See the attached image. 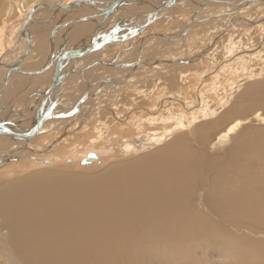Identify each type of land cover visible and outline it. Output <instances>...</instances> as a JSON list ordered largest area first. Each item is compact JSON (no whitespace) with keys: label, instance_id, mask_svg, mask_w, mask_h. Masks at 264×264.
Listing matches in <instances>:
<instances>
[{"label":"bare ground","instance_id":"6f19581e","mask_svg":"<svg viewBox=\"0 0 264 264\" xmlns=\"http://www.w3.org/2000/svg\"><path fill=\"white\" fill-rule=\"evenodd\" d=\"M23 1L24 0H19L20 7L23 6ZM39 1H43L50 5L56 2V0ZM39 1L36 0L32 8H34ZM66 3L67 2L64 4ZM9 5L10 4H8V6ZM186 5H188V2L180 4L177 6L178 8L167 9L161 13V16L163 18L164 12L172 13L173 10L175 13L180 10L187 13L191 12L189 6ZM142 6H148L152 11L157 8V5L153 3L141 6L135 5L134 7L138 9ZM227 7L224 9L222 8L218 13V18L224 16L222 19H225V21L222 22L225 24L223 26L219 25L221 27L219 29L223 31L222 35L220 32L221 36L233 33L231 29L232 25L235 24V16H237L241 22L248 23V26L252 22L261 23L260 21H264V17L262 19L259 18L260 20L258 21L244 18L243 13L245 15V11H247L245 8V10L242 9L236 12L237 8L230 9ZM32 8L26 9L25 16L20 18L17 23L4 21L0 27V58L7 50L13 47L14 42L17 40V35L21 30V22L27 18ZM247 9H249V7ZM127 11L123 10V12L120 13L123 14V18L130 17ZM50 15V10L43 11L39 15V19L43 20ZM212 16L213 15H208L207 18ZM56 21L57 19L52 20L48 25L36 31V39L33 42L34 49L31 54L33 60L36 61L35 66L48 55L49 34L54 28L53 26ZM139 21L140 20L136 19L134 23H139ZM8 23L12 25H8L7 27ZM93 23L94 22L88 23V25L84 27V24L70 26L65 32L67 34V39L65 41L71 39L73 44H75L74 42L76 39L80 38V36L83 37L84 35L88 37V33L92 34L97 27L95 25L96 22L95 24ZM236 23L238 24V22ZM117 25H115V28ZM236 26L233 27L236 28ZM261 31L262 30H260V32ZM62 32L63 31L60 32L57 38V50L63 42V39H61V36L63 37V34H61ZM86 32L87 34H85ZM168 34L170 36V33ZM220 35L213 41L209 39L210 45L197 53L195 58L198 57L203 59L209 54L208 52L210 50H214L213 48L217 45L218 41L222 40ZM44 36H48L45 41L42 40ZM89 37H91V35ZM155 38L159 40V37H152L149 38V40H154ZM171 39L173 41L170 43L176 45L175 42L177 38L172 37ZM240 39L238 40L241 41ZM262 40L264 39L262 38ZM236 46L237 45H235V47ZM218 47L221 49L220 46ZM217 48L216 50H218ZM224 50H227V48H224ZM233 50L235 51L234 48ZM214 51H212V53H216ZM234 51V56H236V51H238L237 55L239 57L236 56L235 58L242 68L240 66V68H235L239 69V71H237L241 75L242 72L248 70V61L247 63L245 62L246 59L250 60L252 57L249 59L246 58V56H250L253 51H240L237 49L235 52ZM42 53H44V56L42 55L43 57L38 59V54ZM221 54H219L220 57H222ZM262 54L261 52V54L257 55L261 56ZM209 55L213 56L215 54ZM243 59L245 62L242 63L241 61ZM207 61L208 60H206V62ZM29 62L31 63L32 60H29ZM153 63V66L156 65V62ZM227 63L230 65L231 62L229 63V61H227ZM227 63L223 64L227 65ZM213 64L210 66H213ZM207 66L204 68H207ZM108 67L109 66L105 68L107 69ZM219 67H216L217 70ZM249 67L251 69V66ZM254 67L256 68V66H252L253 70ZM257 67L259 68V66ZM212 70L213 69L210 71ZM163 71L162 69L158 70L160 74L163 73ZM222 71L223 70H221V72ZM229 71H227V73ZM207 72L209 73V71ZM106 73L107 72H105V74ZM210 74L208 76H210ZM255 74H257L256 71ZM259 74H261V72ZM259 74L257 75L259 76ZM186 75L183 74V77ZM47 76L48 74L43 75L39 80H45ZM51 76H53V73ZM241 76V78H244V75ZM183 77L181 76V78ZM240 77H238V75L236 76L237 79ZM252 77L251 80L246 78L251 81V83L244 84V82H242L239 84L240 86H238L240 89L244 88V90L240 92L241 104L238 101L240 105L233 106L227 110L222 117L212 120V117L217 114V109L209 108L210 106H208L207 102H211L208 101L210 96L201 95L202 91H200L201 94L196 93L197 96L194 102H192V99L191 102L186 103L178 94H173L168 97L162 96L163 98L161 95L156 94L155 97L159 100L156 102L157 105L154 108L150 109L145 104L138 105V103L147 99L148 95L146 94L147 92H142V90L141 92L134 90V87H137L138 83L133 82L134 79L132 74H130V76L126 78L128 80L126 83L128 84L125 85V87H131L134 92L136 91L137 94L135 96L137 98H134V101L136 103L139 99L140 101L137 104L134 103V105L132 103L131 105L133 106L131 107L129 104L128 106L124 104L127 109L124 115L119 109L120 106L117 107L118 104H113L114 106L112 108L103 106L107 111L111 110V116L115 117L117 120L115 123L118 122V124L122 126L123 129L121 130L124 131L126 135L129 133L125 138L122 137V134L119 136L115 135L116 131L113 134V127L116 126H108L107 122L110 120H107L106 124H104V120H100L92 123L97 126L92 130L97 136H93L89 140L87 134V132L91 130L89 127V117L98 109V103L107 99V97L103 98L101 94L95 95L91 89L89 93L88 88V95L92 93H94V95L90 97L88 102L81 105L78 110H75V106L82 99V94L80 97H77V99L74 98L75 100L69 102L66 108L64 106V110L60 109L63 113L61 116L63 119H67V124L70 126L69 130L73 127L80 126L81 131H83V133H79L80 136L82 138L83 136L88 137L87 139L84 137L85 139L83 140L81 138V141L87 142V144L85 143L86 145L81 142L82 144L78 143L74 145L75 147L73 149L71 147L68 148L69 154H65L64 157L62 156L63 158L60 159V161L65 160V164L69 160L74 163L76 159L79 164L83 158L87 157V154L81 159L79 155L76 154L78 150H82V147L85 146L90 147L91 144L96 145V143L98 147V142L102 144L105 141L104 144H109L112 150L109 151L110 153L108 156L115 153L112 159L116 157L119 158L117 155L118 153L114 151L116 147L119 154L124 157L123 159H126L128 157L127 155L136 154L137 152L140 153L141 150L144 151L148 149L150 146L145 143H163V141L168 138L169 143L151 153H148V151L145 155L139 156V158L127 159V161H109L108 164L105 163L107 165L104 168H100L99 171L95 173L82 174L64 170L73 169L74 171L76 170L74 168L78 166L74 168H70L69 166V168L62 169L56 167V169L52 170L45 169L32 172L15 181L3 182L2 185H0V264H264V128H255L254 125V127L252 125L250 127L248 124H246L247 126H243L245 122H252L250 119H253L257 123L254 124L257 126L258 123L259 125L264 124V80L256 81V77ZM98 80L100 81V78H98ZM220 80L222 82V78ZM20 81L24 82L25 79L22 78L18 81L19 83L17 82L16 84L14 82L13 86H18V84L21 83ZM88 81L91 83L90 81H92V79ZM103 81L106 82L105 80ZM221 82L217 80L216 83L218 84ZM68 83L71 84V82ZM104 84L106 85V83ZM182 84L183 83H181V85ZM230 84L235 87V84ZM158 85L159 84H157V86ZM205 85L207 86L206 83ZM50 86H48V88ZM205 88H203V90ZM223 88L225 89V87ZM231 88H229V91ZM63 89L65 88L63 87ZM232 89L235 90L234 88ZM18 91L20 93L19 95L23 94V90L19 89ZM133 91H129L126 94H131ZM217 91V89L214 90V92ZM227 91L228 90H226V93ZM237 91L238 90H236V92ZM166 92H168V90ZM207 92L209 93V91ZM234 92L235 91H233V93ZM226 93L223 91V94ZM238 93L239 92H237V94ZM232 95L236 96V93ZM226 96L228 95L226 94ZM187 97L189 96L187 95ZM223 97H225V95ZM230 97L232 96L230 95ZM27 99L26 97L24 102L27 101ZM187 99L190 100L191 98ZM123 100L124 99H122V101ZM103 103L102 105H105L106 102ZM60 105H62V103ZM45 107L43 113L45 112ZM100 108H102V106ZM100 108L99 110L101 111ZM57 110L58 106L57 109L54 110L55 113L59 112V110ZM65 111L67 113H65ZM103 112L101 111L100 114ZM95 114L92 115L93 118L97 116ZM126 115L129 116L122 119ZM11 116L16 117L15 115ZM107 116L108 115L105 117ZM80 117H82L81 120H77L73 122V124H70L72 119ZM101 117L102 119L104 118V116ZM204 117L207 121L199 122ZM0 118L11 124V127L7 128H13L15 130H21V126L32 129L35 125V123H27L21 116L19 120L17 118L8 119L6 114L3 116L1 115ZM32 118H35L34 114ZM110 119H112V117ZM209 119L211 121H209ZM27 120H29V118H27ZM53 122L54 120L45 124L43 128L44 133L47 132L48 135L53 134L51 130ZM228 122L230 123L225 126ZM110 123L111 122H109V124ZM112 125L115 124L113 123ZM153 126H157V128H153ZM241 127L243 129L239 132ZM88 128L90 129L89 131ZM116 129L117 127L115 130ZM156 129H161L160 133H152V131ZM66 130L67 128H65L66 134L69 133ZM65 132L63 133L65 134ZM92 132L90 133L92 134ZM178 133L180 134L178 135ZM53 135H55V137H49L48 140L43 138V140H41L42 142L40 141L43 144L39 145L36 150L40 149L42 151L51 152L50 154L52 157L55 146L69 139L67 137L65 139L64 137H57L58 135L56 134ZM41 136L40 134L39 137ZM109 136H114L115 138L108 140ZM1 137L3 136L1 135L0 139ZM170 137H174L171 142ZM102 140L104 141L102 142ZM33 141L31 143H33ZM9 143V148L13 147L12 150L24 148L22 146L23 143L14 141H9ZM137 144L140 145L138 146ZM103 147L107 148L106 145ZM2 149L0 150V156H8L5 162L1 164L2 167H5L6 164L15 160L16 157L11 156V154H9L10 151L6 150L5 146ZM102 150L103 149L100 150L95 148V150L92 151L99 154V159H103L102 156H105V151ZM21 151L23 153L20 152V156L17 157L18 160L26 156L27 152H34L32 151V144L30 143L26 146L24 151ZM28 155L26 157L31 163L34 161L38 164V162L41 161L45 164L44 160H49L51 162V160L48 159L51 157L43 158V156L45 157L43 154H39L40 156ZM48 155L46 154V156ZM1 157L0 160L2 159ZM91 161L93 163L90 166L97 164V162L94 163L93 160ZM29 164H27L26 167L23 165L24 168L21 166L22 169L25 171L30 170ZM95 166L97 167L98 164ZM77 169L80 170L82 168L78 167ZM2 172L7 171L5 170ZM8 176L6 177L8 178Z\"/></svg>","mask_w":264,"mask_h":264},{"label":"rangeland","instance_id":"374dc122","mask_svg":"<svg viewBox=\"0 0 264 264\" xmlns=\"http://www.w3.org/2000/svg\"><path fill=\"white\" fill-rule=\"evenodd\" d=\"M39 1V0H38ZM47 1H50V0H47ZM229 1H231V0H229ZM36 2V0H24L23 1V6L22 7H20V5H19V0H0V18H2L3 20H1L0 21V27L2 26V24L4 23V21L5 22H9V23H11V22H13V23H17L18 21H19V19L20 18H23L24 16H25V12H26V9H28V8H32V5L34 4ZM183 3H186V2H183ZM8 4H10L9 6H8ZM258 5V6H257ZM8 6V7H7ZM186 6H189V10L191 11V12H189V13H186V12H181V11H177V13H175V11H173L172 13H170V12H164L163 13V16L165 17H163V19H161L160 21H158L157 22V26L156 27H153V26H151V27H149V28H147V30L145 31L146 33H150V32H156V33H158V34H160V33H165V34H167L168 35V33H170V32H168V33H166L168 30L170 31V30H173V31H176V30H178V32H171L170 33V36L171 37H173V38H176V36H177V34L180 32V31H182L184 28H185V23L186 22H188L192 17H193V13L198 9V7L199 6H194V5H192V4H190V3H188V5H186ZM217 6V7H216ZM9 7H12V8H9ZM24 7V8H23ZM133 8H130L128 11L127 10H125V11H127L128 12V14L130 15V17H132V16H138V15H140V14H142V13H148V12H150V11H152V9L150 8V7H148V6H142L141 8L139 7L138 9H136L134 6H132ZM227 6H222V5H208V6H204L203 8H202V10H201V18L199 19V20H201V22H197L196 23V29L194 28L193 30H190V32L188 33V34H186L184 37H182V38H178V41H176L175 43H176V45H172L173 43H170V42H168V43H170V45H168L167 44V41H165V40H161V37L159 38V42L160 41H162V43H164V45H166L167 46V48H164V50L162 49V48H160V52H159V54H160V61H156L155 59H152L149 63H151V64H149L146 68H145V70L143 71V76L141 77V79H143V84H137V87H134V90H137V92H141V90H142V92H147L146 94L148 95V98L147 99H145L144 101H142L141 103H138L139 101H140V99H139V101L137 102L138 103V105H146L147 107H149L150 109H152V108H154L156 105H157V103L156 102H158V100H157V98L155 97V95L156 94H158V95H161V97L163 96V97H165V96H170V95H173V94H178L180 97H182V99L186 102V103H188V102H191V100H192V102H194L195 101V97L197 96V94L196 93H198V94H201V92L200 91H202V94L201 95H203V96H210L209 98H208V101H211V102H207L208 103V106H210L209 108H211V109H217V111H216V115H214V117H212V120H215V119H219L220 117H222L224 114H225V112L227 111V110H229L230 108H232L233 106H237V105H240L241 104V102H242V100H241V98H240V96H241V94H240V92H242V90H244V88L243 89H240L238 86H240L239 84L240 83H242V82H244V84L245 83H251V81H249V80H251V77L253 76H255L254 78H255V80L256 81H263L264 80V76H263V74H264V40H262V38L264 39V21H260L261 23H254V22H252L251 24H249V26L247 25L248 23H245V22H241V20L237 17V16H235V18L237 19H235L234 18V21H235V24L237 25H232V31L231 32H233L232 34L231 33H229V34H227L226 36H221L222 35V33H223V31L221 30V29H219V28H221L220 26H223L225 23H222V22H224L225 21V19L223 20L222 19V17H224V16H221V17H215V18H213V19H207V16L208 15H213L214 13L215 14H218L221 10H222V8L224 9V8H226ZM23 8V9H22ZM145 8V9H144ZM178 8V7H177ZM227 8H232V9H234V8H238L236 5H231V6H228ZM174 9V8H173ZM184 9V8H183ZM247 11H245L246 13H245V15H244V13H243V17L244 18H247V19H252L253 21H258V20H260V19H262L263 17H264V15H262V14H264L263 12H264V2H257V3H255V4H250L249 5V9H247V8H245ZM245 9H243V10H245ZM136 10H138V11H136ZM256 10H257V12H256ZM132 11V12H131ZM143 11V12H142ZM192 11H194V12H192ZM251 12V13H250ZM258 13V14H257ZM261 13V14H260ZM134 14V15H133ZM187 14V15H186ZM121 15H123V14H119V15H117V16H115L114 18H113V21L115 22V23H113V21H112V23H113V25L115 26V25H117V24H119V23H121V20H123V19H120V18H116V17H121ZM232 15H234V14H232ZM258 16V17H257ZM256 17V18H255ZM204 18H206V20L205 21H203L202 22V20L204 19ZM260 18V19H259ZM17 19V20H16ZM223 21H222V20ZM213 20V21H212ZM239 20V21H238ZM119 21V22H118ZM208 21V22H207ZM211 21V22H210ZM213 22V23H212ZM214 22H215V24H214ZM236 22H238V24L236 23ZM7 24V27H8V25H12V24ZM112 23L110 24V27H113L112 26ZM208 23V24H207ZM244 23V24H243ZM220 25V26H219ZM239 25V26H238ZM242 25V26H241ZM210 26H211V28H210ZM213 26H214V28H213ZM233 26H236V28L235 27H233ZM241 26V27H240ZM243 27V28H242ZM256 27V28H255ZM235 28V29H234ZM162 29H164V31H162ZM208 29H209V32H208ZM158 30H160V31H158ZM237 30V31H236ZM260 30H262L261 32H260ZM203 32H205V33H203ZM220 32H221V35H220ZM237 32V33H236ZM240 32V33H239ZM145 33V34H146ZM198 33V34H197ZM260 33H262V34H260ZM77 34H78V32H77ZM85 34H87V32L85 33ZM248 34H250V35H248ZM259 34V35H258ZM193 35V36H192ZM219 35L221 36V38H222V40L221 41H218V43H217V45L213 48L214 50H210L208 53L209 54H215V55H209V54H207V56L205 57V58H195L197 55V53H199L201 50H203V49H205L206 47H208V45H210L209 44V42L210 41H213V40H215V38L217 39V37H219ZM234 35V36H233ZM263 35V36H262ZM90 36V34L88 33V37ZM169 36V35H168ZM196 36V37H195ZM213 36H214V38H213ZM236 36V37H235ZM257 36H259V37H257ZM192 38V40H191V38ZM194 37V38H193ZM233 37V38H232ZM254 37V38H253ZM90 38V37H89ZM225 38V39H224ZM241 38V39H240ZM250 38V39H249ZM194 39V40H193ZM210 39V41H208ZM238 39H240L241 41H239ZM186 40V41H185ZM224 40V41H223ZM11 44V43H10ZM228 44V45H227ZM260 44V45H259ZM226 47H225V46ZM234 45V46H233ZM235 45H237L236 47H235ZM244 45H245V47H244ZM258 45V46H257ZM11 46V45H10ZM218 46H220L221 47V49H223V50H221ZM240 46H241V48H240ZM243 46V47H242ZM252 46V47H251ZM257 46V47H256ZM218 47V48H217ZM106 48V47H105ZM216 48L218 49V50H216ZM224 48H227V50H224ZM233 48L235 49V51H236V49L237 50H247V51H253V53L252 54H250V56H246V58H251L250 60H247L246 59V62H245V60L243 61H241L242 63L243 62H245V63H247V61H248V65L249 66H251V69H250V67L248 66V70L247 71H245V72H242L241 73V75H244V78H245V80H244V78H241L242 76L240 75V73L238 72L239 71V69H237V68H242V66H240L237 62H238V60L235 58L236 56L237 57H239L238 55H237V52L238 51H236V56H234L233 55ZM154 50H152L153 52H156V49L155 48H153ZM197 49H199V50H197ZM220 49V50H219ZM233 51H232V50ZM108 50V49H107ZM107 50L106 49H103V51L101 52V54L102 55H106V52H107ZM260 50V51H259ZM212 51H214V52H216V53H212ZM231 53H230V52ZM234 51V52H235ZM239 51V52H240ZM222 54H221V53ZM255 52H256V54H255ZM261 52L263 53L261 56H258L257 54H261ZM119 53V52H118ZM218 53V54H217ZM44 54V53H43ZM150 54V53H149ZM219 54H221V56L222 57H220L219 56ZM101 55V56H102ZM168 55V56H167ZM170 55V56H169ZM229 55V56H228ZM233 55V56H232ZM255 56V57H254ZM166 57V58H165ZM171 57V58H170ZM225 58V59H224ZM234 58V59H233ZM208 60L207 62H206V60ZM211 59V60H210ZM233 59L234 60V62H233V60L231 61V60ZM239 59V58H238ZM162 60H165V61H162ZM219 60V61H218ZM237 60V61H236ZM96 61H100V60H98V59H96ZM223 61V62H222ZM227 61H229V63H230V65L227 63ZM153 62H156V65H158V66H156V65H154L153 66ZM240 62V61H239ZM250 62V63H249ZM153 63V64H152ZM166 63V64H165ZM171 63V64H170ZM214 63V64H213ZM225 63H227V65H224ZM234 63V64H233ZM163 66H162V65ZM165 64V65H164ZM168 64H169V66H168ZM175 66H174V65ZM213 64V66H210V65H212ZM236 64V65H235ZM254 66H256V68L254 67V70H253V68H252V66L253 65ZM171 65V66H170ZM207 66V68H204V67H206ZM219 65H220V67H219ZM222 65V66H221ZM165 66V67H164ZM174 66V67H173ZM219 67V69L217 70V68ZM226 66V67H225ZM240 66V67H239ZM257 66H259V68L257 67ZM213 67V68H212ZM234 69H233V68ZM235 67H237V68H235ZM162 69V70H164L163 71V73H161L160 74V72H158V70H160V69ZM216 70H215V69ZM225 68H227V69H225ZM258 68V69H257ZM155 69V70H154ZM207 69H209V70H207ZM211 69H213L212 71H210ZM225 69V70H224ZM231 69V70H230ZM157 70V71H156ZM209 71V73L207 72V71ZM221 70H223L222 72H221ZM229 71L228 73H227V71ZM238 70V71H237ZM217 71V72H216ZM252 71H254V72H252ZM255 71L257 72V74H259L260 72H261V74H259V76L257 75V74H255ZM162 72V71H161ZM166 74H165V73ZM183 72V73H182ZM248 72V73H247ZM180 73V74H179ZM208 73V74H207ZM211 73V74H210ZM214 73V74H213ZM234 73V74H233ZM246 73H247V75H246ZM249 73H250V75H249ZM120 73H117L116 72V78L117 79H115V80H111V79H107V80H105L106 81V83L108 82L109 84H111L112 85V87L110 86V85H107V86H104L103 87V90H102V92L103 93H95V95H97V94H101V96H103V98L104 97H107V99H104L103 101H101V102H99L98 104H99V106H98V104H97V106H98V109L96 110V114L95 115H97V116H95L94 118L92 117V115H94V114H91V116L89 117V121H90V125H89V127H90V129L88 128V131L89 132H87V134H88V136H83V138L80 136V134L81 133H83V131H81V127L79 126H76L75 128L73 127L72 129H70L69 130V127L70 126H68V124H67V119L65 118V119H63L62 117H57L55 120H54V122H53V126L51 127V130H52V132H53V134H56V135H58L57 137H64V139L67 137V138H69V139H67L66 141H63L62 143H59L58 145H56L55 146V148L53 149V152L52 153H54L53 155H52V157H51V152H46V151H42V150H40V149H37L36 150V148L39 146V145H42L43 143H41L42 141L41 140H43V138H45V139H47L48 140V138L49 137H52V138H54L55 137V135H53V134H51V135H48V133L47 132H45L44 133V131L41 133V135L42 136H44V137H39L38 136V138L37 139H35L34 141H33V143H30V144H32V151H34V150H36V151H34V152H27L26 154L28 155V154H30V155H28V156H33V155H38V156H40L39 154H43V155H45V157L43 156V158H46V157H51V158H48V159H50L51 160V162L49 163V164H43L41 161L40 162H38V164H37V162L35 163L34 161H32V163H31V161L26 157V156H24V157H21L19 160H14V161H12V162H10L9 164H6V166L4 167H2L1 166V164H0V170H2V171H7V172H2V171H0V185H2V183L3 182H7V181H12V180H18V179H20V178H23L24 176H26V175H28V174H30V173H32V172H37L38 170L40 171V170H45V169H50V170H52V169H56V167H59L58 169H62V168H69V166H70V168H74V167H80V168H82V169H77V168H74V169H76V170H74L73 171V169H70V170H68V169H64V170H66V171H69V172H79V173H82V174H87V173H95V172H97V171H99V169L100 168H104L108 163H109V161H127V159H133V158H139V156L141 157V156H143V154L145 155V153H147L148 151V153H151V152H153V151H156L157 149H159V148H161V147H163V145H165V144H167V143H169V138L167 139V140H165V141H163V143H158V142H151V144L153 145H151V144H147V143H145L146 145H148V146H150L148 149H145L144 151L143 150H141L140 151V153H136V154H132V155H127L128 157L126 158V159H123L124 157L121 155V154H119V151L118 150H116V148H114V151L115 152H117L116 154L119 156V158H114V159H112L113 158V154H115V153H113V154H111V155H109L108 156V154L110 153L109 151L110 150H112V149H110V147H109V144H104V140H102V144L101 143H99L98 142V147L96 146L97 145V143H96V145L95 144H91L90 145V147L89 146H85V147H82V150L80 149V151L78 150V152L76 153L77 155H79V157L82 159L86 154H88V153H91V151L92 150H95V148L96 149H103L102 151H105V153H104V155L105 156H102L103 157V159H99V163L97 162V164H98V166L96 167L95 165H97V164H95V165H92V166H88V167H83V166H81L80 165V163L78 164V160L76 159V161H74V163L72 164V165H68L67 163L65 164V160H62V161H60V159H62L63 157H64V155L65 154H69L68 153V151H69V149L68 148H74L75 146L74 145H77L78 143H86L87 144V142H85V141H81V138H82V140L83 139H87V137H88V139L90 140L91 139V137H93V136H97V134H94V132H92V130L93 129H95L97 126L96 125H93L92 123L93 122H96V121H100V120H104V124H106V122H107V120H110L109 122H111L110 124H109V122H107V125L109 126H116L117 127V129L115 130V128L116 127H113L114 129H113V134H114V132H115V135H117V136H119V135H121L122 134V137L123 138H125L127 135H126V133L124 132V131H122L121 129H123L122 128V126L121 125H119L118 124V122L117 123H115L117 120L115 119V117H113V116H111L112 114H111V110H108L107 111V109H105L103 106H107V107H109V108H112L114 105H117L118 104V106L117 107H119V109L121 110V112H123V115L126 113V107L124 106V104H126V106H128V104H129V106L131 107V106H133L134 105V103H136L135 101H134V98H137L135 95L137 94V92L135 93L134 91H133V89L131 88V87H128L129 88V91L131 92V91H133L131 94H126V93H128L129 91H127L126 93H122L123 91H121V87L123 88V90L125 89L124 87H125V85H127L128 83H126V82H128V80L126 79V78H128V76H130V74H132V77H133V75H134V73L132 72V71H129L126 75H125V77H121L120 75H119ZM182 74V75H181ZM183 74L184 75H186L185 77H183ZM189 74V75H188ZM210 74V76H208ZM227 74V75H226ZM236 74V75H235ZM46 75V74H45ZM172 75V76H171ZM191 75V76H190ZM238 75V77H240L239 79H237L236 78V76ZM240 75V76H239ZM167 76H168V78H167ZM181 76L183 77V78H181ZM220 76V77H219ZM263 76V77H262ZM161 77V78H160ZM207 77V78H206ZM250 77V78H249ZM252 77V78H253ZM180 78H181V81H180ZM195 78V79H194ZM222 78V82L224 83H222L221 82V79ZM225 78V79H224ZM246 78H248V79H246ZM260 78V79H259ZM129 79H130V77H129ZM134 79V78H133ZM178 79V80H177ZM183 79V80H182ZM185 79V80H184ZM202 79V80H201ZM243 79V80H242ZM44 79H42V81H43ZM46 80V79H45ZM190 81V82H187V81ZM205 80H206V82H205ZM217 80H218V82H221V83H216L217 82ZM220 80V81H219ZM228 80V81H227ZM234 80V81H233ZM241 80V81H240ZM112 81H114V82H112ZM117 81H119L118 83H117ZM121 81H123V83L121 82ZM216 81V82H215ZM237 81V82H236ZM112 82V83H111ZM121 82V83H120ZM133 82H136V80L134 79V81ZM202 82H203V84H202ZM215 82V83H214ZM228 82H230V83H232V84H235V87H234V85H231L230 83H228ZM136 83H138V82H136ZM181 83H183L182 85H181ZM184 83H185V85H184ZM196 83V84H195ZM205 83L207 84V86L205 85ZM237 83H238V85H237ZM116 84V85H115ZM157 84H159L158 86H157ZM161 84V85H160ZM199 84V85H198ZM228 84V85H227ZM165 85V86H164ZM232 87V88H234L235 90H233L230 86ZM109 86V87H108ZM134 86H136V85H134ZM156 86V87H155ZM206 88H205V87ZM107 87H108V89H110V90H108L107 89ZM139 87V88H138ZM155 87V88H154ZM200 87V88H199ZM214 87V88H213ZM216 87V88H215ZM218 87V88H217ZM222 87V88H221ZM223 87H225V89L226 90H228L227 91V93H226V90L223 88ZM238 87V88H237ZM165 88V89H164ZM198 88V89H197ZM203 88H205L204 90H203ZM229 88H231V90L229 91ZM113 89V91H111ZM140 89V90H139ZM215 89H217L218 91L217 92H214V90ZM220 89H221V91H220ZM26 90H30V89H26ZM154 90V91H153ZM168 90V92H166ZM199 90V91H198ZM225 91V93L229 96H226V94H223V91ZM236 90H238L237 92H239L238 94H237V92H236ZM239 90H241V91H239ZM161 91V92H160ZM207 91H209V93L207 92ZM213 91V92H212ZM233 91H235L234 93H233ZM61 92H62V90H59V94H60V96H59V98L61 97ZM159 92V93H158ZM181 92V93H180ZM220 92V93H219ZM66 93V92H65ZM108 93V94H107ZM166 93H168V94H166ZM180 93V94H179ZM187 93V94H186ZM196 95H195V94ZM212 93V94H211ZM231 93V94H230ZM236 93V96H234V95H232V94H235ZM94 94V93H93ZM126 94V95H125ZM133 94V95H132ZM163 94H165V95H163ZM192 94V95H191ZM218 96H217V95ZM106 95H109V96H106ZM129 95H131V96H129ZM187 95L189 96V97H187ZM225 95V97H223ZM230 95L232 96V97H230ZM111 96V97H110ZM207 96V97H208ZM213 96H215V97H213ZM221 96V97H220ZM234 96V97H233ZM55 97V96H54ZM130 97V98H129ZM152 97H153V99H152ZM162 97V98H163ZM219 97V98H218ZM72 98V97H71ZM111 98V99H110ZM114 98V99H113ZM116 98V99H115ZM161 98V99H162ZM187 98H191L190 100H188ZM230 98H235V99H233V100H235V101H233L232 99H229ZM122 99H124L123 101H122ZM150 99V100H149ZM156 99V100H155ZM160 99V100H161ZM210 99V100H209ZM240 99V100H239ZM107 100V101H106ZM149 100V101H148ZM153 100V101H152ZM224 100V101H223ZM119 101V102H118ZM130 101H132V102H130ZM151 101V102H150ZM219 101V102H218ZM240 102V104H238L239 102ZM25 102H27L26 103V105H27V107H28V109L29 108H32L31 106L32 105H34V103L32 102L31 103V100H30V98H28L27 99V101H25ZM105 103V105H102V103ZM122 102V103H121ZM233 102V103H232ZM59 103V102H58ZM103 103V104H104ZM133 103V105H131ZM136 103V104H137ZM210 103V104H209ZM225 103H226V105H225ZM236 103V104H235ZM61 104V102L59 103V104H57V106H58V110H59V112H56L57 114H60V115H62L63 113H62V110H64L66 107H67V105H69V103L67 104L65 101H64V104H62V105H60ZM72 104V103H71ZM101 104V105H100ZM109 104V105H108ZM114 104V105H113ZM152 104V105H151ZM212 104V105H211ZM214 104V105H213ZM219 106H218V105ZM222 104V105H221ZM229 104V105H228ZM61 106V107H60ZM64 106H65V108H64ZM102 106V108H100ZM124 106V107H123ZM60 107V108H59ZM227 107V108H226ZM99 108L101 109V111L103 112L102 114H100L101 113V111L99 110ZM125 108V109H124ZM37 109V108H36ZM56 109H57V107H56ZM60 109H62V110H60ZM104 109V110H103ZM123 109V110H122ZM57 110V111H58ZM107 111V112H106ZM264 112V111H263ZM35 113H36V111H34V112H29L28 113V115H27V118H29V120H27V119H25L26 120V122L27 123H29V124H33L35 121H34V119L35 118H32V116H33V114L35 115ZM65 113H67L66 111H65ZM93 113V112H92ZM100 115H99V114ZM108 115L107 117H105L106 115ZM23 115V114H22ZM89 115V114H88ZM16 116V115H15ZM101 116H104V118L102 119V117ZM110 116V117H109ZM127 116H129V115H126L125 117H123L122 119H125ZM219 116V117H218ZM20 117V116H19ZM19 117H13L12 116V118H19ZM98 117V118H97ZM112 117V119L114 120H112V119H110ZM21 118H23L22 116H21ZM105 118H106V121H105ZM109 118V119H108ZM214 118V119H213ZM82 119V117H80V118H77V119H72V121H70V124H73V122H75V121H77V120H81ZM93 119H95V120H93ZM112 120V121H111ZM250 120H252V122L250 121V123H247V122H245V124L243 125V126H247L246 124H248L250 127H251V125L253 126H255V128L257 127V128H260V129H263L264 128V124H261V125H259V123H258V126L257 125H255V124H257L253 119H250ZM88 121V122H89ZM204 121H207V120H205V117L204 118H202L199 122H204ZM209 121H211L210 119H209ZM63 122H65V123H63ZM103 122V121H102ZM115 124V125H112L113 123ZM230 122H228V123H226L225 124V126L227 125V124H229ZM255 123V124H254ZM63 124V125H62ZM87 124V123H86ZM27 125V124H26ZM107 125H104V126H107ZM118 125V126H117ZM88 126V125H87ZM120 126V127H119ZM242 126V127H243ZM253 126V127H254ZM261 126H263V127H261ZM93 127V128H92ZM119 127V128H118ZM157 128V126H153V128ZM240 128L241 130H239V132L240 131H242V129L243 128ZM65 128H67V132H69V133H67L66 134V132H65ZM20 129H26V128H24L23 126H21V128ZM50 130V131H51ZM73 130V131H72ZM119 130V131H118ZM19 131H21V130H19ZM19 131H17V132H19ZM117 131H118V133H117ZM160 131H161V129L159 130V129H156L155 131H152V133H156V134H158V133H160ZM63 132H65V134L63 133ZM90 132H92V134L90 133ZM120 132V133H119ZM80 133V134H79ZM181 133V132H180ZM180 133H178V135L180 134ZM197 133H198V131H197ZM64 134V135H63ZM70 135V136H69ZM69 136V137H68ZM77 136V137H76ZM176 136V135H175ZM174 136V137H175ZM56 137V138H57ZM85 137V138H84ZM174 137H170V142L174 139ZM111 138H115L114 136L112 137V136H109V138H108V140L109 139H111ZM46 140V141H47ZM72 140V141H71ZM9 141H13L12 139H10V138H8V137H6V136H3V137H1V139H0V150L2 149V148H4V146H5V149L6 150H8V151H11L12 149H13V147H11V148H9L10 146V143H9ZM41 141V142H40ZM53 141V140H52ZM57 141H59V140H57ZM68 141H69V143H68ZM65 142V143H64ZM165 142V143H164ZM8 143V144H7ZM21 143V142H20ZM68 143V144H67ZM81 143V144H82ZM154 143V144H153ZM18 144V143H17ZM46 144V143H45ZM44 144V145H45ZM85 144V145H86ZM159 144V145H158ZM69 147H68V146ZM71 145V146H70ZM89 145V144H88ZM102 145V146H101ZM107 146V148L106 147H103V146ZM156 145V146H155ZM162 145V146H161ZM24 148H26V144H23L22 145ZM94 146H96V147H94ZM102 147V148H101ZM105 148V149H104ZM154 148V149H153ZM66 149V150H65ZM88 149H90V150H88ZM151 149H153V150H151ZM2 150H4V149H2ZM76 150V149H75ZM86 150V151H85ZM23 151H24V149H23ZM77 151V150H76ZM85 151V152H84ZM87 152V153H86ZM144 152V153H143ZM4 153V152H3ZM2 153V154H3ZM23 153V152H22ZM21 154V153H20ZM46 154L48 155V156H46ZM141 154V155H140ZM15 156V155H14ZM20 155H18V156H15L16 158L17 157H19ZM42 156V155H41ZM63 156V157H62ZM130 156V157H129ZM1 157V156H0ZM59 157V158H58ZM122 158V159H121ZM5 159H3V161H4ZM28 160V161H27ZM30 163V164H29ZM105 163H107V164H105ZM27 164H29V166H30V170H28V171H25V170H23L22 169V167H23V165H24V167H26V165ZM34 164V165H33ZM103 164V165H102ZM46 165V166H45ZM75 165V166H74ZM22 166V167H21ZM23 167V168H24ZM97 169H96V168ZM86 168V169H85ZM22 169V170H21ZM90 169V170H89ZM12 172V173H11ZM10 173V174H9ZM9 176H8V175ZM11 175V176H10ZM4 176V177H3ZM6 176H8V178L6 177ZM4 179H5V181H4Z\"/></svg>","mask_w":264,"mask_h":264},{"label":"water","instance_id":"95a60500","mask_svg":"<svg viewBox=\"0 0 264 264\" xmlns=\"http://www.w3.org/2000/svg\"><path fill=\"white\" fill-rule=\"evenodd\" d=\"M261 1L264 2V0H56L52 5L39 1L34 8L31 9L27 18L21 22V30L17 35L18 37L14 42L13 47L7 50L0 58V115L2 110L6 109L5 102L6 100H9L11 94H18L19 89L23 91L29 89L34 83H36V80L41 79L40 77L47 74L49 71H53L52 84L45 92L36 109L35 125L32 129L26 128L25 130L21 129V131L15 132L13 131V128H7L11 127L10 123L3 121V119L0 118V136H6L14 142H21L28 145L40 136L47 122L55 120L57 117H62L55 113L54 110L60 100L57 95V90L59 92L60 88L66 81H71L74 76L86 72L92 67H118L115 63H111V66L109 63L105 64L100 61H89V63L83 65L89 60V57L94 52L103 51V49L110 44H124L125 42L134 39H138V43H142L144 40H148L152 37H161L167 42L173 41L171 39L172 37L165 33L159 35L156 32H145L147 28L163 19L161 16L163 11L176 8L183 2L199 6L193 13V17L185 23V28L177 34L176 41H178V38L184 37L190 32V30L197 28L196 26L198 24L196 25V23L201 22V20H199L202 17L201 10L205 5H236L238 7L236 12H239L244 8H248L250 4ZM65 2L67 3L64 4ZM149 3L157 5V8L149 13H142L136 17H125L116 28L110 29V24L112 23L113 18L123 12V10H129L135 5L141 6L148 5ZM46 10H50L51 15L48 18L40 20L39 15ZM180 11L182 13L185 12L183 10ZM81 13H86V15L79 18L75 17ZM218 16V14L214 13L212 17L207 19H213V17ZM55 19H57V21L53 26L54 28L50 32L48 39V55L42 61L40 60L38 65L33 67L30 64L29 59L34 49L33 42L36 39V31L39 28L45 27ZM136 19L144 21L142 27L139 29L128 27L135 24L134 21ZM205 20L206 18H204L202 22ZM96 21H98L96 23L97 27L92 32L87 44L80 48L72 47L71 49H67L69 46L67 41V44L62 43L57 50V38L61 31H64L62 34L64 37H67L65 32L70 26L79 24L88 25V23ZM148 65L149 61L143 63V65L130 66L129 68H131L134 73L136 70L142 69ZM119 68L123 69L125 67ZM58 72L60 73L57 76ZM18 78H23L25 81L22 82V80L18 86H13V81L18 80ZM118 82L119 81H117V83ZM93 95V93L88 95L87 92L75 106V110H78L81 105L88 102ZM48 103L49 108L43 113L44 106ZM137 145L139 146L140 144ZM23 149L25 148L11 150L9 154H11V156H18ZM7 157L8 156L2 155L0 164L5 162L3 159H6ZM16 160L18 159L16 158L15 161ZM91 160H93L94 163H99V154L91 151V153L87 154V157L80 161V164L83 167H88L93 163ZM49 162V160H44L45 164H49ZM67 163L71 165L72 161L69 160Z\"/></svg>","mask_w":264,"mask_h":264},{"label":"crops","instance_id":"0c3cea01","mask_svg":"<svg viewBox=\"0 0 264 264\" xmlns=\"http://www.w3.org/2000/svg\"><path fill=\"white\" fill-rule=\"evenodd\" d=\"M85 15H86L85 13H81V14L76 15L75 17L79 18V17H83ZM116 18L123 19V15H121V17H116ZM1 20H2V18H0V21ZM98 21H99V19H98ZM114 21H113V23H115ZM96 23H97V21H96ZM113 23H112V26L113 27H111L110 29L115 28V26L113 25ZM143 23H144V21L142 20V21H139V23L133 24L132 26H128V27H132V28H135V29H139L140 27H142V24ZM93 24H95V22ZM153 25H154L153 27H156L157 26V23H155ZM84 26L85 25H83V27ZM158 31H160V30H158ZM162 31H164V29H162ZM168 32H170V33L173 32L174 33V32H178V30H176V31H173V30H170L169 31L168 30L166 33H168ZM62 33H64V31ZM47 37L48 36H44L42 40L45 41ZM61 39H63V42L62 43L67 44V41H65L67 39L66 37H64V36L62 37L61 36ZM88 40H89V37L83 35V37L80 36V38L76 39V41L74 42L75 44H73V41L70 39L68 41V43L70 42L71 44L69 43V46L67 47V49H71V47L80 48V47L84 46L85 44H87ZM138 41H139L138 39H134V40L125 42L124 44H115V45L114 44L113 45L110 44V45H107L105 49L106 50L108 49V50H107L105 56L101 54L102 51L94 52L89 57V60L86 61L83 65L89 63V61H96L95 59H98V60H100V62H103L105 64L109 63L111 65V63H115L118 67H114V66L111 65L112 67L109 66L106 69L105 67L97 66V67L89 68V70H87L86 72L79 73L78 75L74 76L71 81H66L65 82V84L63 85V87L65 89H63V87L60 88V90H62L63 92H61V97L59 98L60 99L59 102H61L62 104H64V101L67 102V103L72 102V100L73 101L75 100L74 98L77 99V97H80L81 94H82V97L81 98H83L85 96L84 94L88 91V88H89V93L91 91L94 92V93H101L104 86L110 85L112 87L111 84H109L108 82L106 83L103 80H106V79L115 80L116 79V75H115L116 72L117 73H120L119 75L121 77H125L126 73H128L129 71H132L131 68H129L130 66L143 65L141 63H146L148 61L150 62L152 59H155L156 61H160L161 60L159 58L160 57V54H159L160 48H162L163 50H164V48H167V46L164 45V43H162V41L159 42V40L157 38H155L154 40L153 39L152 40H149V39L147 40L146 39L142 43H138ZM167 44L170 45V43H167ZM153 48L156 49V52H153L152 51ZM42 55H43V53L42 54H38V56H37L38 59L44 56V55L43 56ZM29 60H32V62L30 64L34 67L36 61L33 60L32 57H30ZM119 67H125V68L121 69ZM146 67L147 66L143 67L142 69H138V70H136L134 72L133 78L136 80V82H138V84L139 83L140 84L143 83V79H141V77L143 76V71L145 70ZM105 72H107V73L105 74ZM52 73H53V71H49L47 73L48 76L46 77V80H44V81L39 80V79L36 80V83H34L29 88L30 90H24L23 91V94H21V95H19L20 93H18L16 95L11 94V96H9V100L10 101L9 100H6V102H5V105H6V109L4 110L5 112L2 111L1 115L3 116L4 114H6L7 117H8V119L12 118L11 115H16L17 117L22 116L23 118L27 119V114L29 112H31V111L32 112L36 111V108L38 107L40 101L42 100V97L44 96V93L47 91L48 86L51 85V83H52V76H51ZM59 73L60 72L57 73V76L59 75ZM84 78H85V80H84ZM98 78H100V81L98 80ZM21 79L22 78H19L18 81L21 80ZM82 79H83V81H82ZM87 79L88 80H91L92 79V81H90L91 83H89V81ZM18 81H13V82H15V84H16ZM68 82H71V84L68 83ZM104 83H106V85ZM87 85H89V86H87ZM90 89H91V91H90ZM120 89H121V91H123L122 93H126L127 91H129V88L128 87H125L124 90H123L122 87ZM108 90H110V89H108ZM111 91H113V89ZM42 92H44V93H42ZM65 92H66V94H65ZM57 93H58L57 95L60 96L58 90H57ZM55 95H56V92H55ZM26 97L27 98L31 97L30 98L31 103L32 102L34 103V105L31 106L32 108H29L28 109L26 103L24 102V100L26 99ZM70 97H72V98H70ZM45 106H44L45 107V110L44 111L46 112L48 110V108H49V103L46 104ZM1 115H0V117H1ZM19 119H20V117L18 118V120ZM14 130L15 129H13V131ZM16 131H19V130H15V132Z\"/></svg>","mask_w":264,"mask_h":264}]
</instances>
